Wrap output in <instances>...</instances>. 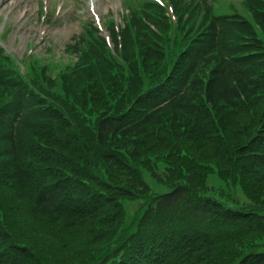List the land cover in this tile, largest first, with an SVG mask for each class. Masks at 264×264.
<instances>
[{
	"label": "trees",
	"instance_id": "trees-1",
	"mask_svg": "<svg viewBox=\"0 0 264 264\" xmlns=\"http://www.w3.org/2000/svg\"><path fill=\"white\" fill-rule=\"evenodd\" d=\"M170 1L176 22L155 0L108 18L113 48L84 19L64 63L29 56L33 75L0 46V264H264V249L224 257L264 215L187 165L264 169V0L248 16ZM158 162L173 187L152 194ZM144 197L126 226L124 201Z\"/></svg>",
	"mask_w": 264,
	"mask_h": 264
},
{
	"label": "rangeland",
	"instance_id": "rangeland-1",
	"mask_svg": "<svg viewBox=\"0 0 264 264\" xmlns=\"http://www.w3.org/2000/svg\"><path fill=\"white\" fill-rule=\"evenodd\" d=\"M135 0H0V43L9 46L14 51L15 62L27 66L25 73L35 74L36 71L29 70L31 54L41 59L44 63H64L60 59L64 54V46L82 28L84 19L95 15L97 19L107 15L116 17L125 15L128 5ZM196 2L202 0H186ZM204 1V0H203ZM214 8L215 13H232L235 10L246 13L244 0H206ZM198 5V4H197ZM43 9L47 10L42 19ZM50 15L53 19L50 21ZM106 19V20H105ZM8 50L7 52H11ZM41 65L42 63L39 62ZM41 68V67H39ZM234 135L230 140L235 146L241 143V134L233 131ZM194 141V140H193ZM236 155V154H235ZM191 161L187 165H195L192 171L197 172L202 180L199 181L203 189L211 195L217 196L231 204L252 206L264 215V169L257 172H248L243 166V160L236 163L223 164V172L214 163H205L200 160ZM218 168H217V166ZM241 166V167H240ZM167 164L158 162L156 175L151 170L142 168L143 178L148 183L152 194H159L169 191L173 187L172 182L160 181L163 178ZM233 167L232 169H230ZM251 171V170H250ZM255 186V189L251 186ZM260 192L258 193L257 186ZM257 193H254V192ZM257 196V197H252ZM148 198H135L124 201V208L127 212L125 225L133 223L135 216H138L146 205ZM264 226V225H263ZM264 249V228L257 233H252L238 241L227 244L224 252L225 258H231L239 251Z\"/></svg>",
	"mask_w": 264,
	"mask_h": 264
}]
</instances>
